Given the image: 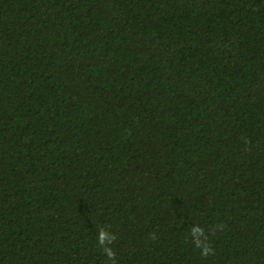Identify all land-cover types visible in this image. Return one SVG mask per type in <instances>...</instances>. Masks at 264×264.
I'll return each mask as SVG.
<instances>
[{"label":"trees","instance_id":"trees-1","mask_svg":"<svg viewBox=\"0 0 264 264\" xmlns=\"http://www.w3.org/2000/svg\"><path fill=\"white\" fill-rule=\"evenodd\" d=\"M100 228L264 264V0H0V264H111Z\"/></svg>","mask_w":264,"mask_h":264},{"label":"clouds","instance_id":"clouds-1","mask_svg":"<svg viewBox=\"0 0 264 264\" xmlns=\"http://www.w3.org/2000/svg\"><path fill=\"white\" fill-rule=\"evenodd\" d=\"M191 236L193 237V243L196 248L201 249V255L208 257L213 254V248L207 242L208 237L205 234V230L199 226H195L191 229ZM115 234L110 233L105 228H100L97 235V241L102 248L103 253L106 255L111 264H116V253L110 245L116 240Z\"/></svg>","mask_w":264,"mask_h":264}]
</instances>
